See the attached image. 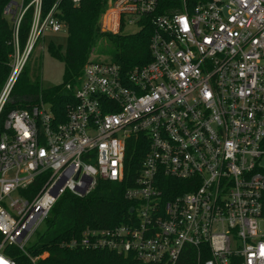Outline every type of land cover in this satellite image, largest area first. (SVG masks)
Wrapping results in <instances>:
<instances>
[{
	"label": "built area",
	"instance_id": "obj_1",
	"mask_svg": "<svg viewBox=\"0 0 264 264\" xmlns=\"http://www.w3.org/2000/svg\"><path fill=\"white\" fill-rule=\"evenodd\" d=\"M42 1L10 0L3 9L15 54L0 113L36 43L46 32H66L57 17L62 0L46 15ZM28 9L20 63L17 34ZM142 20L151 27L149 62L126 71L113 62L86 64L66 86L73 102L63 122L42 101L8 113L0 133V264H15L9 246L34 262L27 248L58 199L66 192L83 198L99 181L124 186L133 204L127 221L86 228L63 249L181 264L190 248L194 264H264V0L169 7L114 0L101 30L117 35L142 28ZM167 180L192 189L178 193Z\"/></svg>",
	"mask_w": 264,
	"mask_h": 264
},
{
	"label": "trees",
	"instance_id": "obj_2",
	"mask_svg": "<svg viewBox=\"0 0 264 264\" xmlns=\"http://www.w3.org/2000/svg\"><path fill=\"white\" fill-rule=\"evenodd\" d=\"M9 1L0 0V93L11 73L15 54L13 28L2 15L3 9ZM29 1L25 0L24 4L26 5ZM55 1H42L43 15L49 12ZM113 1L82 0L78 6H74L67 0L60 2L57 17L66 27V44L63 52L53 45H49L48 50L53 58L63 63L62 83L49 89H41L38 69L34 70L30 63L31 52L14 85L12 92L14 101H7L0 113V133L10 111L30 109L40 101L49 104L56 120L63 122L66 106L73 102L72 94L66 89V86L78 82L83 67L97 60V57L93 55L94 49L105 38L110 41L112 60L96 62L118 63L123 71L149 62L151 27L147 21L142 20L140 23L142 28L129 35H113L102 32L101 17ZM176 4H178V0H159L160 7ZM31 20L32 9H28L20 23L17 34L19 53L26 46ZM32 70H34L33 77L35 78L33 81L30 78ZM19 82L23 86L17 91L15 89ZM133 158L134 163L137 164L142 160V156L136 153ZM167 181L177 185L178 188L175 191L178 193L188 192L192 189L182 181ZM37 183L36 181L25 191L28 196L37 193L39 189ZM123 189V185L99 181L94 191L83 198H78L68 192L64 193L52 207L42 230L36 234L35 241L27 248V251L35 257L44 252L48 253L47 258L38 259L36 264H136L130 255H118L106 250L71 251L60 246L65 240L79 238L86 228H110L125 223L130 215L129 209L133 204L124 198ZM172 193L166 191L167 196ZM5 252L12 257L15 264H32L29 258L15 247H6ZM181 264H194L190 248L186 249Z\"/></svg>",
	"mask_w": 264,
	"mask_h": 264
},
{
	"label": "rangeland",
	"instance_id": "obj_3",
	"mask_svg": "<svg viewBox=\"0 0 264 264\" xmlns=\"http://www.w3.org/2000/svg\"><path fill=\"white\" fill-rule=\"evenodd\" d=\"M16 1H20V0H16ZM139 29L140 27L137 25L127 26L124 29H122L120 34L121 35L133 34L136 33ZM66 38H67V33L65 31H61L59 33L46 32L42 38V41H38L36 43L34 50L30 54V63L32 68L34 70L38 69L39 85L41 89H49L62 83V75H63V67H64L63 63L51 56L48 50V46L53 45L55 48H60L61 52H63L66 44ZM93 55L97 57L96 61L99 60L111 61L112 53H111L110 41L107 38L100 41L97 47H95ZM19 56L21 59H19L18 62L21 63L25 55L24 53L22 54L21 52ZM34 70H32L30 74V78L32 81L35 79L33 77ZM17 80L15 81V83L17 82ZM20 83L21 82H19V85L16 87L15 90L18 91V89L23 86L20 85ZM13 90H14V86L11 90V94L8 102L14 101V96H12ZM42 228L43 226L40 227L41 230ZM35 239H36V235L33 236L32 242H34ZM28 254L34 260V262H32L29 259L32 264H36V261L38 259L43 260L48 257L47 252H44L37 257L32 256L29 252Z\"/></svg>",
	"mask_w": 264,
	"mask_h": 264
}]
</instances>
